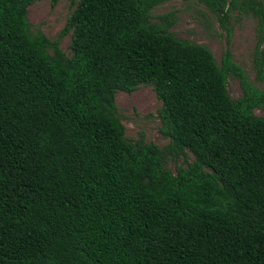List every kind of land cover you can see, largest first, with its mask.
Here are the masks:
<instances>
[{"label": "trees", "instance_id": "obj_1", "mask_svg": "<svg viewBox=\"0 0 264 264\" xmlns=\"http://www.w3.org/2000/svg\"><path fill=\"white\" fill-rule=\"evenodd\" d=\"M38 1L0 0V264H264L263 40L261 89L230 48L220 65L170 32L172 12L154 22L171 0H71L68 56L31 33ZM183 1L229 42L237 10L264 34L261 0ZM142 85L163 103L165 148L126 138L116 96Z\"/></svg>", "mask_w": 264, "mask_h": 264}, {"label": "rangeland", "instance_id": "obj_2", "mask_svg": "<svg viewBox=\"0 0 264 264\" xmlns=\"http://www.w3.org/2000/svg\"><path fill=\"white\" fill-rule=\"evenodd\" d=\"M75 8L76 5L71 0H60L57 3L52 0L36 2L29 8L28 14L31 33L35 35L41 32L52 42L60 41V48L70 56L72 35L71 33L63 35L62 32ZM170 12L175 18L170 32L183 40L207 46L220 65L224 52L230 48L235 62L246 71L256 86L263 89L261 82L256 79L254 55L261 39L264 49V34L258 19L252 13L246 14L240 10L233 12L228 23L232 30L229 42L228 31L204 5L196 1L171 0L153 10V21L158 22L159 16ZM228 91L233 99L242 97V89L237 78H229ZM116 104L128 140L135 142L142 139L145 143H154L161 148L169 144L170 139L162 132V121L159 117L163 103L154 87L142 85L132 93L119 91ZM256 114L264 117L263 110H256ZM188 159L192 161L194 157L189 154ZM181 164H184L183 157L177 161L168 158L167 168L176 172Z\"/></svg>", "mask_w": 264, "mask_h": 264}]
</instances>
